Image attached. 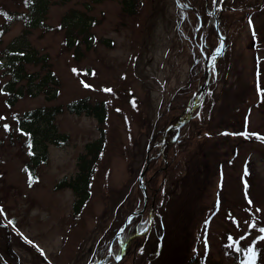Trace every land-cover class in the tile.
<instances>
[{
  "label": "rangeland",
  "instance_id": "1",
  "mask_svg": "<svg viewBox=\"0 0 264 264\" xmlns=\"http://www.w3.org/2000/svg\"><path fill=\"white\" fill-rule=\"evenodd\" d=\"M128 1L130 13L123 0H50L43 25L30 28L24 18L6 15L26 16L31 2L0 0V24L10 21L0 41L1 61L9 45L22 41L46 55L59 82L53 99L40 92L8 106L7 76L0 72V264H95L96 250L143 206L135 187L160 115L169 109L186 115L207 63L215 75L196 100L187 139L172 160L167 152L166 168L158 161L142 178L145 185L165 169L157 178L165 191L153 197L158 215L147 239H137L122 264H264V0ZM214 6L224 49L209 59L214 50L203 36ZM72 18L85 21L88 36L75 27L68 47L69 27L60 25ZM84 97L105 104V122L55 117L68 144H47L46 163L30 183L23 169L30 158L27 137L14 117ZM172 131L160 148L167 137L174 140ZM101 133L104 147L89 198L74 214L73 193L56 185L77 173L84 145Z\"/></svg>",
  "mask_w": 264,
  "mask_h": 264
},
{
  "label": "trees",
  "instance_id": "2",
  "mask_svg": "<svg viewBox=\"0 0 264 264\" xmlns=\"http://www.w3.org/2000/svg\"><path fill=\"white\" fill-rule=\"evenodd\" d=\"M29 2H31V4L28 5L29 13L26 16L16 15L13 17V15H6L7 19H10L11 21L13 18H24L30 28L42 26L45 15L49 6L51 5L50 0H28V3ZM132 5L133 2L123 0V10H125L126 13L133 12ZM197 13L198 12H194L193 14L199 16ZM203 13L205 14V11H203ZM10 21L0 24V41L1 37L6 31V28L9 26ZM79 22L81 23L80 30L79 27H77ZM63 24L69 27V29L66 31V43L68 47L71 46L76 39L74 34H72V31L75 30V27L77 34L84 32L85 34H82V36H88L86 34L87 30L85 28L86 23L82 19L72 18L69 21L62 22L60 26L62 27ZM195 27L196 34H199L201 31L200 26L197 24ZM221 31L223 32L222 29ZM203 37L206 44L210 45L212 50H215V47L219 45L220 39L213 24L208 27V30ZM27 65H39V70L42 71V73L39 72V70L35 72L26 71L25 66ZM0 72L2 75L7 76V80L4 83V90L7 93L5 102L8 106H13L15 102L19 98L24 97V95L35 97L38 93L42 92L46 94V98L49 100L56 97V88L58 87L59 82L57 81V78L53 74L52 70L49 68L46 55H38L34 48L27 47L22 41L21 43L14 41L12 45H9L6 48L4 60L1 61L0 58ZM214 75L215 69L212 68L210 70V76L212 77ZM204 79V71L201 69L200 77L198 79L199 84L196 85L197 89H199L203 84ZM195 111L198 112V109L195 108L194 112ZM63 113L92 117L97 121L98 124H103L106 119V106L101 101H91L88 97H84L70 100L64 104L36 107L24 111L14 117L19 131H21V134L24 133L27 137L24 141V144L29 146L30 158L29 163H26L23 169L27 173L30 183H32L36 178V167L40 164L46 163L47 144H51L56 147H61L68 144V135L60 133L57 130V126L54 121L55 117ZM183 116L182 114L179 115V113L175 112L174 109L164 111L160 115L161 118H159L157 121L159 124V121L161 120V124H159L160 126L156 123V128H154L152 137L148 143V148L151 147L153 143L160 141L164 131L179 121ZM190 122L191 117L179 129H174L172 131V136H170V139L173 138L174 140L168 142L169 137H167L166 145L162 151H160V147L157 145L153 147V155L151 156L145 174L148 175V173L152 171L153 167L158 161H160L158 162V164H161L160 166H162L163 163L166 165V158H170L172 160L173 157L177 155L179 142L187 139L186 135H188ZM102 137L103 134L101 133L97 140L84 145L85 152L79 155L77 159V173L69 179H62L56 185V188H68L73 193L74 201L72 208L74 214H78L80 212L81 208H83L89 198L93 168L104 147ZM16 138L19 139L18 136ZM165 155H167L166 158ZM167 166L168 163L165 168ZM165 173L166 170L160 168L156 170V172L154 171V174L145 180L144 186L147 197L149 198L148 206H146V209L141 214L138 216H133L130 219L128 226L124 229L119 237L113 238V235L108 241L101 244L100 248H98L94 253L93 261L95 264H111L110 262L113 256H116V259L114 262L112 261V264H122V260L124 259L128 248L132 247V245H135V241L137 239H140V241H145L147 239L149 229L155 223L156 214L158 212V207L156 206L153 207L154 210H152L153 197L156 195V193L158 195H163L165 191L163 178L159 184L157 183V178L160 174L164 176ZM135 195L138 199H142L143 197V189L138 185L135 187ZM151 210L152 215L150 218ZM150 219H152L151 225H149ZM110 243L111 246L109 247ZM122 245L125 247V252L123 257L119 259L122 253ZM194 258L195 257L193 255L190 261H192Z\"/></svg>",
  "mask_w": 264,
  "mask_h": 264
},
{
  "label": "water",
  "instance_id": "3",
  "mask_svg": "<svg viewBox=\"0 0 264 264\" xmlns=\"http://www.w3.org/2000/svg\"><path fill=\"white\" fill-rule=\"evenodd\" d=\"M214 10H215V8L213 9L212 16H213L214 21H215V22H214L215 28L217 29V26H218V20H217V17H216V15H215V11H214ZM220 39H221V47H220V50L213 52V53L211 54V56H216V55H218L221 51H223V49H224V43H223V42H224V37H223V36H220ZM204 73H205V80H204V83H203V85L200 87L198 94L195 95V97H194V99H193V101H192V104H191L190 107H189V110H188L187 115L184 117V119H182L181 121H178L177 123L171 125L168 129L165 130V132H164V134H163V137H162V141L158 143L159 145L164 144V142H165V138H166V135H167V133L169 132L170 129H172V128H179V127H180L185 121H187V120L190 118L191 113H192L194 107L196 106V104H195L196 99L198 98L199 94H200L205 88H207V85H208V79H209V66H208V64H206V66H205ZM150 150H151V149H148V150H147L146 158H145V166H144L143 169L141 170L140 175H139V179H138V185L143 189V193H144V204H143V206H142V208H141L140 210L133 211V212H131L130 214H128V215L126 216V218H125V220H124V223H123L121 229L116 233V236L120 235L121 232L126 228L127 224H128L129 221H130V218H131L132 216H137V215L141 214V213L143 212V210L145 209L147 196H146V192H145V188H144V185H143L142 178L144 177L145 171H146V169H147V167H148V164H149V161H150V157H149V152H150Z\"/></svg>",
  "mask_w": 264,
  "mask_h": 264
},
{
  "label": "snow or ice",
  "instance_id": "4",
  "mask_svg": "<svg viewBox=\"0 0 264 264\" xmlns=\"http://www.w3.org/2000/svg\"><path fill=\"white\" fill-rule=\"evenodd\" d=\"M251 23V21H250ZM87 87V85H85ZM107 91H110V90H107ZM258 91H259V88H258ZM2 119V118H0ZM262 140H264V138H261ZM251 203V202H250ZM261 232H264V229H260ZM262 240H264V236L261 237ZM253 256H255V253L253 252Z\"/></svg>",
  "mask_w": 264,
  "mask_h": 264
}]
</instances>
